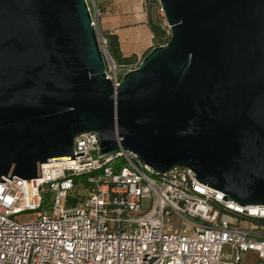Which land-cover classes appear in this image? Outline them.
Here are the masks:
<instances>
[{"label": "water", "instance_id": "obj_1", "mask_svg": "<svg viewBox=\"0 0 264 264\" xmlns=\"http://www.w3.org/2000/svg\"><path fill=\"white\" fill-rule=\"evenodd\" d=\"M170 28L115 87L86 0H0V181L74 160L75 140L264 206V0H159Z\"/></svg>", "mask_w": 264, "mask_h": 264}, {"label": "built area", "instance_id": "obj_2", "mask_svg": "<svg viewBox=\"0 0 264 264\" xmlns=\"http://www.w3.org/2000/svg\"><path fill=\"white\" fill-rule=\"evenodd\" d=\"M86 2L117 87L138 66L115 62L100 11ZM75 156L42 165L35 180L0 181V264H241L248 253L264 264V206L227 201L187 168L157 175L133 153L104 155L93 132L76 138ZM174 216L181 230L167 224Z\"/></svg>", "mask_w": 264, "mask_h": 264}, {"label": "crops", "instance_id": "obj_3", "mask_svg": "<svg viewBox=\"0 0 264 264\" xmlns=\"http://www.w3.org/2000/svg\"><path fill=\"white\" fill-rule=\"evenodd\" d=\"M100 11V29L117 35L125 57L135 56L140 62L155 47L149 27L146 0H94ZM258 264L255 253L243 256L242 263Z\"/></svg>", "mask_w": 264, "mask_h": 264}, {"label": "trees", "instance_id": "obj_4", "mask_svg": "<svg viewBox=\"0 0 264 264\" xmlns=\"http://www.w3.org/2000/svg\"><path fill=\"white\" fill-rule=\"evenodd\" d=\"M157 3L158 0H146L149 27L154 35L155 47H160L169 42L170 36L161 25V20L157 14ZM104 35L108 40L109 53L119 66L124 68L139 66L141 61L139 62L135 56L125 57L123 55L117 35L105 33Z\"/></svg>", "mask_w": 264, "mask_h": 264}, {"label": "rangeland", "instance_id": "obj_5", "mask_svg": "<svg viewBox=\"0 0 264 264\" xmlns=\"http://www.w3.org/2000/svg\"><path fill=\"white\" fill-rule=\"evenodd\" d=\"M89 4H90L91 7L94 8V3H93L92 0H89ZM170 34H171V33H170ZM150 176H152V175L150 174ZM81 194H82V195L84 194L85 196H87V193H85V192H83V191H81ZM31 218H32V214H29V213H25V214H23V215L20 216V219H21L22 222H28V221H31ZM167 224H168V225H171V226H174V229H175V230H181L182 227H183V224H182L181 220H179L176 216L172 217V218L167 222ZM227 252H228V250H227ZM243 264H245V263L243 262Z\"/></svg>", "mask_w": 264, "mask_h": 264}]
</instances>
